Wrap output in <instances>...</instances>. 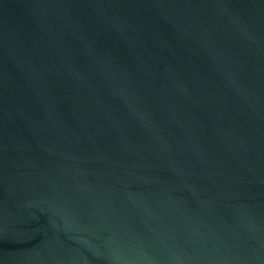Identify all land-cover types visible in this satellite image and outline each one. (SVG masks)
Masks as SVG:
<instances>
[{
    "label": "water",
    "instance_id": "water-1",
    "mask_svg": "<svg viewBox=\"0 0 264 264\" xmlns=\"http://www.w3.org/2000/svg\"><path fill=\"white\" fill-rule=\"evenodd\" d=\"M0 264H264V0H0Z\"/></svg>",
    "mask_w": 264,
    "mask_h": 264
}]
</instances>
